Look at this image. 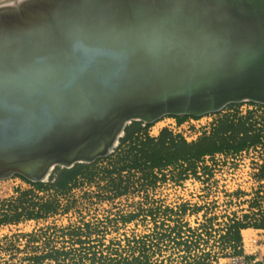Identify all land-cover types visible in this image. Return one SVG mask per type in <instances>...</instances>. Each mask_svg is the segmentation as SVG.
I'll list each match as a JSON object with an SVG mask.
<instances>
[{
    "label": "water",
    "instance_id": "obj_1",
    "mask_svg": "<svg viewBox=\"0 0 264 264\" xmlns=\"http://www.w3.org/2000/svg\"><path fill=\"white\" fill-rule=\"evenodd\" d=\"M0 7V179L94 163L133 121L264 105V0Z\"/></svg>",
    "mask_w": 264,
    "mask_h": 264
},
{
    "label": "rangeland",
    "instance_id": "obj_2",
    "mask_svg": "<svg viewBox=\"0 0 264 264\" xmlns=\"http://www.w3.org/2000/svg\"><path fill=\"white\" fill-rule=\"evenodd\" d=\"M11 1L16 0H0V4ZM243 122H246L247 126L252 124L254 128L264 130V105L244 101L229 104L220 111L200 116L166 115L153 123L133 121L126 127L115 150L97 162L95 166L97 173L89 180H80L67 197H62L63 204L75 201L67 212L59 211L56 215L40 220L23 219L19 223L0 225V264H34L33 256L48 252L52 246L71 247L74 245L71 234L62 235L53 225L67 226L77 224L81 220L90 222L104 232L93 234L91 242L98 246L104 245L102 248L113 247L114 243H119L120 250L123 246L127 248L128 238L152 233L157 228L167 229V226H176L177 220H184L191 227L198 229L205 224L211 235L204 233L203 238L208 244L201 241V250L212 249V252L218 253L219 260L215 264H230V258L237 254L230 248L222 251L220 234L224 232L230 217L234 214L242 216L249 211V200L254 198L258 189L264 192V188H260L264 185V177H261L264 143L236 155L218 153L214 158L206 156L198 162L196 168H188L185 173L187 163L172 165L163 170L150 169L148 165L122 169L127 160H119L121 155L126 156L128 151L130 156L137 155V150L130 152L133 145L131 139L124 142L128 136L127 128L133 132L140 127L133 138L137 143L145 142L149 136L158 138L163 130H168L175 137L180 135L192 143L217 134V131H226L227 128L223 126L225 124L229 129L227 136L236 135V129ZM204 166H208L211 173H207ZM114 167L116 170L112 176H107V170ZM155 174L156 181L153 177ZM110 178L116 179L115 184ZM26 190H33L45 198L54 194L53 190L40 192L19 175H14L0 179V205L6 200L17 198L21 191ZM185 202L191 206L184 214L171 213L170 217L171 214L152 215L150 212L159 205L163 209L169 206L177 210ZM129 214L139 215L125 222L122 216ZM163 220L165 226L162 227ZM48 226L51 228L44 232L42 229ZM250 228H252L250 231L242 230L244 239L242 255L249 262L256 260L258 263L264 260V229ZM32 232L35 233V239L29 235ZM170 246L163 255L172 254V260H181L183 251ZM163 255L155 258L161 259ZM41 264H54V261L49 259Z\"/></svg>",
    "mask_w": 264,
    "mask_h": 264
},
{
    "label": "trees",
    "instance_id": "obj_3",
    "mask_svg": "<svg viewBox=\"0 0 264 264\" xmlns=\"http://www.w3.org/2000/svg\"><path fill=\"white\" fill-rule=\"evenodd\" d=\"M223 126L228 129V125L225 124ZM139 129L140 127L132 132L127 128L128 136L124 142L131 139L130 142L133 145L130 148V152L137 150V155L136 157L130 156L129 151L126 156L121 155L119 161L127 160L126 165L122 166V169L124 167L139 168L143 165H148L150 169L163 170V168L172 165L177 166L187 163V167L184 169L185 173L188 168H196L198 162L205 159L206 156L214 158L218 153L236 155L252 146L264 143V130L254 128L252 124L247 126L246 122H243L236 129V135L227 136L229 129H225L226 131H217V134L206 136L192 143L187 142L180 135H177V137L173 136L168 130H163L158 138L149 136L145 142L137 143L133 138ZM139 146L140 148L138 149ZM138 154L140 155L138 156ZM101 159L99 158L90 164L79 163L72 168L56 167L48 182H33L17 174L32 184L36 190L40 192L53 190L54 194L45 198L36 194L33 190L21 191L17 198L6 200L7 203L0 205V225L19 223L23 219L40 220L56 215L59 211L67 212L75 204V201H68L63 204L62 197H67L80 180L91 179L97 173L95 166ZM204 169L208 171L207 173H211L208 166H204ZM115 170V167L112 170L108 169L107 176L111 177ZM153 177L156 181L157 175L155 174ZM261 177H264V164ZM110 179L115 184L116 179ZM260 188H264V185ZM263 200L264 192L258 189L254 198L249 200V211L242 216L234 214L229 218L224 232L220 234L222 251L230 248L234 254L242 255L244 253L242 230L250 227L264 229ZM190 206L188 202H185L175 210V208L169 206L163 209L159 205L150 210V212L152 215H168L171 213L178 215L186 213ZM138 215H124L122 219L128 222ZM161 226H165V220L161 222ZM53 227L60 230L62 235L71 234V241L74 245L71 247L65 245L61 247L52 246L51 249H48V252L33 256L34 264H41L49 259L53 260L54 264H215L219 260L218 253L212 252V249L201 250V241L208 244V241L203 238L204 233L211 235L208 226L205 224L202 225L201 229H198L191 227L184 220H177L176 226H167V229L165 227V229L157 228L152 233L128 238L127 248L123 246L121 250L119 249V243H114L113 247L105 246L102 248L104 245L98 246L93 241L91 242L93 234L104 232L85 220L67 226L54 224ZM49 228L51 226L42 230L47 232ZM29 235L35 239V233L32 232ZM170 243H173L172 246L169 245ZM169 246L170 248L174 247V249L183 251L181 260H172V254L163 255L164 251L169 249ZM124 253L127 254L124 255ZM161 255H163L161 259L155 258V256Z\"/></svg>",
    "mask_w": 264,
    "mask_h": 264
},
{
    "label": "built area",
    "instance_id": "obj_4",
    "mask_svg": "<svg viewBox=\"0 0 264 264\" xmlns=\"http://www.w3.org/2000/svg\"><path fill=\"white\" fill-rule=\"evenodd\" d=\"M256 241V240H255ZM230 264H258L256 261L249 262L244 255H234L230 258ZM259 264H264V260H261Z\"/></svg>",
    "mask_w": 264,
    "mask_h": 264
},
{
    "label": "bare ground",
    "instance_id": "obj_5",
    "mask_svg": "<svg viewBox=\"0 0 264 264\" xmlns=\"http://www.w3.org/2000/svg\"><path fill=\"white\" fill-rule=\"evenodd\" d=\"M19 1L20 0H16V1H11V2H6V3H3V4H0V7H5V6H8V5H10V4H16V6H20L19 4ZM245 233H248V232H245Z\"/></svg>",
    "mask_w": 264,
    "mask_h": 264
},
{
    "label": "crops",
    "instance_id": "obj_6",
    "mask_svg": "<svg viewBox=\"0 0 264 264\" xmlns=\"http://www.w3.org/2000/svg\"><path fill=\"white\" fill-rule=\"evenodd\" d=\"M251 229H252V228H246V229H243V232L246 231V230L250 231ZM254 261H256V260H254ZM258 264H259V262H258Z\"/></svg>",
    "mask_w": 264,
    "mask_h": 264
}]
</instances>
